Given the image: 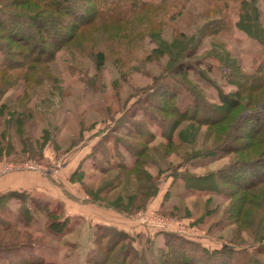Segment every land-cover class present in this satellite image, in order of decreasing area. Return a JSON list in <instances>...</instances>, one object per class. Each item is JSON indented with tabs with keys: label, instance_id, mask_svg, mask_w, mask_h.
<instances>
[{
	"label": "rangeland",
	"instance_id": "374dc122",
	"mask_svg": "<svg viewBox=\"0 0 264 264\" xmlns=\"http://www.w3.org/2000/svg\"><path fill=\"white\" fill-rule=\"evenodd\" d=\"M3 1L13 11L26 12L24 6ZM239 1H227L233 27L218 35H210L211 29L204 27L213 14L205 17L203 12L206 7L217 5L214 0H187L185 10L162 27L158 25L159 14L148 8L120 22L83 23L69 18L61 25L71 38L55 50L44 77L36 71L32 82L24 84L18 81L20 70L8 71L5 78L18 82L0 102L16 106L23 97L29 103V111L21 128L25 142L22 145L16 128L10 127L15 149H10L11 154L3 152L0 165L33 163L36 168L20 172L34 175L33 182L39 183L23 191L27 193L23 194L24 202L21 198L8 199L0 209V223L6 219L20 226L10 232L13 238L25 239L21 243L33 245L37 255L57 264H85L87 257L97 250L95 237H112L113 230L126 233L131 238L127 243L144 253L165 246V242L172 244L165 249L177 251L179 242L184 243L180 240H185L190 242L185 243L187 248L183 246L187 259L194 257L197 263L264 264V225L257 224L249 215L240 225L235 222L239 214L235 198L190 190L183 180V173L204 176L216 172L230 165L238 154L185 162L187 154L216 147L214 128L184 121L170 131L176 116L159 109L173 103L161 95V90H167L176 93L181 110L186 109L196 92L212 105H202L200 111L214 110L213 104L219 103L216 86L230 94L238 81L235 76L228 78L222 57L227 54L239 65L241 73L251 72L257 60L264 59V47L235 26ZM259 6L264 27V0ZM182 34L202 40L197 52L201 61L192 66L187 78L172 73L171 68L176 65L171 56ZM12 49L22 47L18 43ZM99 51L105 56L100 67L96 57ZM5 62L7 58L0 51V64ZM197 70L204 71L210 80L192 72ZM134 111L136 115L132 114ZM246 113L243 110L241 119ZM252 120L246 119L240 131H245ZM137 129L148 142L128 136ZM170 132L174 133L172 143L168 138ZM127 146L145 149L135 170L100 171L107 160L116 163V154ZM131 154L126 152L123 158L132 161ZM144 171L155 177L159 186L144 207L126 214L106 205L118 196L126 203L127 196L134 194L138 185L151 187ZM35 198L44 206L33 201ZM47 206L60 209L59 217H68L64 232L49 227L55 217L47 216ZM220 249L221 254L216 252Z\"/></svg>",
	"mask_w": 264,
	"mask_h": 264
},
{
	"label": "trees",
	"instance_id": "16d2710c",
	"mask_svg": "<svg viewBox=\"0 0 264 264\" xmlns=\"http://www.w3.org/2000/svg\"><path fill=\"white\" fill-rule=\"evenodd\" d=\"M214 1L217 2V5L208 6L203 12L205 17L213 14L206 19L204 24V27L207 26L211 29L210 35L230 31L233 27L227 9L228 0ZM260 1L240 0L237 13L239 19L235 26L264 47V27L261 21ZM3 2L0 0V30L2 32L0 51L7 58V62L0 64V100L9 88L18 81H22L24 84L31 83L32 74L36 71L43 77L45 76L48 72L46 66L54 58L55 50H58L67 39L71 38V35H68L67 30L61 25L67 23L65 20L71 18L83 23L89 21L120 22L128 20L138 11L148 8L152 13L159 14L158 25L162 27L179 16L187 4V0H163L159 3L145 0H10L15 5L25 7L26 12L18 13ZM55 13L59 14L60 17L51 15ZM181 36V41H177L179 45L173 50L171 56L172 62L176 65L171 68L172 73L187 78L192 66L201 61L197 58V52L202 45V40L195 38V36L189 38L184 37L183 34ZM3 39L5 41H2ZM18 43L22 49H12L14 44ZM96 57L100 67L104 63V53L99 51ZM222 60L228 68V78L231 79L232 76H235L238 81L234 82L236 89L230 94L222 92L220 87L216 86L219 103L213 104L214 110L210 109L207 113L203 110V113L200 111V106L204 105L206 108L212 105L206 104L198 97L197 92L186 109L181 110L176 103V93L173 91L169 93L167 90H161V95L168 97L169 101L173 103L168 107H159V109L164 113L176 116V119L172 121V130L170 131L175 130L184 121L197 122L201 125L208 124L214 128L216 147L187 154L185 162L203 157L213 158L217 155L238 154L237 159L233 160L230 165L208 175L192 176L183 173L186 186L193 191L224 194L226 197L235 198L236 211L239 208L235 222L242 225L244 218L249 215L257 224L264 225V109L262 107L264 104V59L257 60L258 62L253 65V70L245 73H241L239 65L233 62L227 54L222 57ZM12 70L21 71L17 74L19 75L18 79H20L17 82L5 78L8 71ZM192 72L197 73L196 75L205 80H210L202 70ZM186 89L192 91L189 87ZM22 98L19 99L16 106L0 102V157L3 156V152L11 154L10 149H15L10 140V127H15L19 136L24 132L21 128L25 117L28 115L26 111H29V103ZM204 110L206 111V109ZM243 110H246L247 113L246 117L241 119ZM135 112L132 114L136 115ZM214 113L216 114L214 115ZM248 118L254 121H250L245 131H240L243 122ZM173 135L174 133L170 132L168 136L171 143L175 140ZM128 136L137 141H149L148 138L145 139L140 129L130 132ZM19 142L23 145L25 142L23 136L20 137ZM128 148L131 147L127 146V149L116 154L118 158L116 163H109L107 160V165L100 171L105 173L117 169L123 172L135 170L141 164V157L145 149ZM12 151L17 154L14 150ZM126 152L133 153L131 154L132 161L123 158V154ZM109 160H112V157ZM141 172L143 171L141 170ZM144 173L151 183V187L143 184L138 185L134 194L127 196L126 203L122 197L118 196L111 200L114 201L113 203L108 202L106 205L126 214L144 207L147 201L157 194L159 188L157 179L147 171ZM173 176L176 177L177 172H174ZM146 189H148L147 193H145ZM23 191L13 190L0 194V209L5 207L8 199L21 198L20 201L24 202L23 194L27 195V193ZM35 200L40 202L38 203L40 207L44 206L40 199L35 198L33 201ZM25 210L30 212L27 207ZM59 211L58 208H48L47 212V216L55 217L49 227L58 232L67 227L68 221L67 216L59 217ZM3 222L0 223V232L5 233L0 235V264H57L37 255L33 245L21 243L25 239L17 236L12 237L10 232L20 227L18 223L6 221V219ZM98 228L101 231L102 227L99 226ZM8 232L10 235H6ZM112 232L115 233V235H111L112 237H107L105 234L95 237V242L98 243L97 250L87 257L85 264H201L197 263V259L194 257L189 256L190 258L187 259L188 254L183 249L184 247L187 248L185 243L189 241L180 240L184 242L182 244L179 242L180 245L177 246L180 251L165 249L166 246H172V244L165 242V246H157L144 253L143 250H139L133 244L127 243L126 240L131 238L126 233L117 232V230ZM262 239L264 240L263 236ZM216 252L221 254L223 249L216 250Z\"/></svg>",
	"mask_w": 264,
	"mask_h": 264
},
{
	"label": "crops",
	"instance_id": "0c3cea01",
	"mask_svg": "<svg viewBox=\"0 0 264 264\" xmlns=\"http://www.w3.org/2000/svg\"><path fill=\"white\" fill-rule=\"evenodd\" d=\"M32 176L34 175H29L28 173L20 171L0 175V194L13 190H30L31 188L38 186L39 183H34Z\"/></svg>",
	"mask_w": 264,
	"mask_h": 264
},
{
	"label": "built area",
	"instance_id": "2783aa9c",
	"mask_svg": "<svg viewBox=\"0 0 264 264\" xmlns=\"http://www.w3.org/2000/svg\"><path fill=\"white\" fill-rule=\"evenodd\" d=\"M24 168H36L33 163H24L22 165H12V164H2L0 165V175L9 173V172H16L23 170Z\"/></svg>",
	"mask_w": 264,
	"mask_h": 264
}]
</instances>
